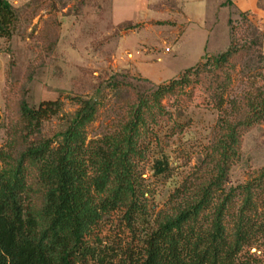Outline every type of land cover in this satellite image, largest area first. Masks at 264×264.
Returning <instances> with one entry per match:
<instances>
[{
    "label": "trees",
    "instance_id": "obj_1",
    "mask_svg": "<svg viewBox=\"0 0 264 264\" xmlns=\"http://www.w3.org/2000/svg\"><path fill=\"white\" fill-rule=\"evenodd\" d=\"M17 24L12 0H0V37H12ZM235 40L178 77L138 91L118 126L101 136L89 137L97 96L68 97L77 106L72 113L61 98L37 106L21 98L0 144V264H264V167L230 184L243 133L264 122V98L238 118H231L230 105L224 109ZM118 76L111 86H120ZM197 85H206L205 103L226 116L198 168L172 193V206L156 213L143 174L150 162L157 176L170 170L167 153L151 158L157 127L176 116L162 101L173 100L178 114ZM55 117L63 125L50 134L47 123ZM2 123L0 113V141ZM117 220L108 243L98 234L92 241L101 223Z\"/></svg>",
    "mask_w": 264,
    "mask_h": 264
},
{
    "label": "rangeland",
    "instance_id": "obj_2",
    "mask_svg": "<svg viewBox=\"0 0 264 264\" xmlns=\"http://www.w3.org/2000/svg\"><path fill=\"white\" fill-rule=\"evenodd\" d=\"M12 3L18 12L15 33L12 37H0L1 145L7 139V123L10 125L17 119L16 108L21 98L34 106L43 100L61 98L64 110L72 113L77 106L68 97L97 96L100 109L89 127V137L101 136L118 126L127 102L133 101L138 91L149 92L178 77L184 69L196 64L202 54L200 61L205 62L225 51L233 37L239 52L229 67L231 84L224 109L230 105L231 118H238L245 115L253 101L264 98V16L233 11L227 29L224 20L221 21L220 33L212 38L209 51L204 53L198 44L200 33L191 30L182 41L173 44L169 32L178 29L180 36L183 31L179 26L183 14L180 0H151L154 18L131 28H119L114 22L112 0H12ZM259 4L264 8V0H259ZM117 73L119 85L122 84L118 88L110 83ZM204 82L208 83L205 79ZM207 93L206 85H197L192 100L187 99L178 114L173 100L162 101L176 116L173 121L163 120L157 127L159 138L151 158L167 153L171 158L170 170L157 176L150 162L143 174L156 213L172 206V193L198 168L210 150L219 120L225 119L226 111L205 103ZM62 125L63 119L55 117L47 123L46 130L55 133ZM242 138L241 156L231 172L233 186L264 167V122L249 127ZM117 224L121 223L118 220L113 226L101 223L92 241L98 236L108 243L117 231Z\"/></svg>",
    "mask_w": 264,
    "mask_h": 264
},
{
    "label": "crops",
    "instance_id": "obj_3",
    "mask_svg": "<svg viewBox=\"0 0 264 264\" xmlns=\"http://www.w3.org/2000/svg\"><path fill=\"white\" fill-rule=\"evenodd\" d=\"M180 1L183 14L181 15V20H179V26L183 28V31L180 36H177L179 34L178 29L169 32L173 44L175 45L182 41L191 30L198 34L200 33L198 44L204 50V53L209 51L212 38L220 33L222 29L220 28L221 21L224 20V29H227L233 11L238 13L249 11L256 13L260 17L264 16V8L259 4V0ZM111 13L117 25L127 22L139 23L155 16L151 8V0H112ZM133 33H137V31ZM203 56L204 54L200 56L199 61Z\"/></svg>",
    "mask_w": 264,
    "mask_h": 264
},
{
    "label": "built area",
    "instance_id": "obj_4",
    "mask_svg": "<svg viewBox=\"0 0 264 264\" xmlns=\"http://www.w3.org/2000/svg\"><path fill=\"white\" fill-rule=\"evenodd\" d=\"M170 50V48H167V51H169Z\"/></svg>",
    "mask_w": 264,
    "mask_h": 264
},
{
    "label": "water",
    "instance_id": "obj_5",
    "mask_svg": "<svg viewBox=\"0 0 264 264\" xmlns=\"http://www.w3.org/2000/svg\"><path fill=\"white\" fill-rule=\"evenodd\" d=\"M253 251H255V248H253Z\"/></svg>",
    "mask_w": 264,
    "mask_h": 264
}]
</instances>
